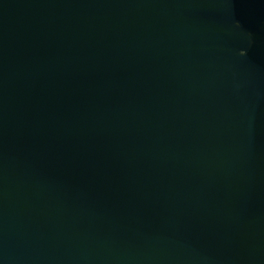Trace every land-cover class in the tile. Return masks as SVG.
<instances>
[{
    "label": "water",
    "instance_id": "water-1",
    "mask_svg": "<svg viewBox=\"0 0 264 264\" xmlns=\"http://www.w3.org/2000/svg\"><path fill=\"white\" fill-rule=\"evenodd\" d=\"M0 264H264V0H0Z\"/></svg>",
    "mask_w": 264,
    "mask_h": 264
}]
</instances>
